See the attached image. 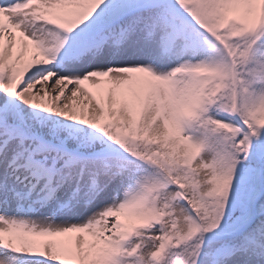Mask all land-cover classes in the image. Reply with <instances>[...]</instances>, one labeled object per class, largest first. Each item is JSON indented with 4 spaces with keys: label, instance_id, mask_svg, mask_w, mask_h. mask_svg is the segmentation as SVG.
Here are the masks:
<instances>
[{
    "label": "snow or ice",
    "instance_id": "6c2138e0",
    "mask_svg": "<svg viewBox=\"0 0 264 264\" xmlns=\"http://www.w3.org/2000/svg\"><path fill=\"white\" fill-rule=\"evenodd\" d=\"M0 264H264V0H0Z\"/></svg>",
    "mask_w": 264,
    "mask_h": 264
},
{
    "label": "rangeland",
    "instance_id": "374dc122",
    "mask_svg": "<svg viewBox=\"0 0 264 264\" xmlns=\"http://www.w3.org/2000/svg\"><path fill=\"white\" fill-rule=\"evenodd\" d=\"M85 87H90V85H85Z\"/></svg>",
    "mask_w": 264,
    "mask_h": 264
}]
</instances>
